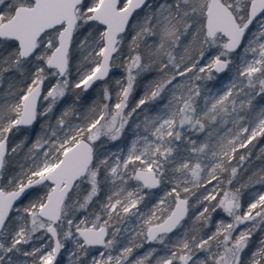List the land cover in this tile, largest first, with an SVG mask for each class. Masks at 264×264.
<instances>
[{
  "label": "snow or ice",
  "instance_id": "snow-or-ice-1",
  "mask_svg": "<svg viewBox=\"0 0 264 264\" xmlns=\"http://www.w3.org/2000/svg\"><path fill=\"white\" fill-rule=\"evenodd\" d=\"M0 89V264H264V0H0Z\"/></svg>",
  "mask_w": 264,
  "mask_h": 264
},
{
  "label": "trees",
  "instance_id": "trees-1",
  "mask_svg": "<svg viewBox=\"0 0 264 264\" xmlns=\"http://www.w3.org/2000/svg\"><path fill=\"white\" fill-rule=\"evenodd\" d=\"M123 72V69H118L116 70V74L117 76H119L121 73ZM6 86V85H5ZM3 89H0V92H2ZM139 91V89H138ZM93 93V90H89V93H86L85 94V97L91 101L92 98H94L96 96V94H92ZM135 101V94L133 96V98L130 100V104L131 103H134ZM258 103H259V99H258ZM38 125L34 126V128H36V130L38 131ZM129 132L127 130V132L125 133V136L123 137L125 140L129 137ZM31 138V137H30ZM249 148L251 149V156L248 158V160L245 161V167L247 169V171H244L243 169L241 170V173L239 174L241 180L243 181V178H246L247 175H249L253 170H260V169H264V153L261 152V149H264V138H257L256 141L253 142V145H249ZM242 152H246L247 150L246 149H243L241 150ZM17 159H14L12 162H11V167L12 169H16L17 167ZM233 163H235V161H233ZM215 183V182H213ZM163 186V185H162ZM260 187V185H257L255 186L254 188H248L246 191H245V195L243 197V203H247L251 196H250V193L252 191H254L256 189V187ZM209 188L212 187V185H208ZM160 188L158 189H152L150 190V192H156L158 191ZM147 193H150L148 192L147 190H145ZM200 191H203V189H200L198 192H197V195H199V192ZM196 200V197H192V200H190L191 204ZM202 207V206H200ZM200 207H197L194 212H198L200 210ZM193 212V213H194ZM190 215H193V214H189V217ZM222 217V214L221 212H217V213H214L213 216H212V223H213V227L216 223V219ZM209 230H213V229H209ZM181 230L180 229H177L174 233H171L170 235L173 236V239L176 238L177 234L180 232ZM207 233V229H203L201 231V234H206ZM257 239V238H256ZM255 239V240H256Z\"/></svg>",
  "mask_w": 264,
  "mask_h": 264
},
{
  "label": "rangeland",
  "instance_id": "rangeland-1",
  "mask_svg": "<svg viewBox=\"0 0 264 264\" xmlns=\"http://www.w3.org/2000/svg\"><path fill=\"white\" fill-rule=\"evenodd\" d=\"M201 63L203 64L204 63V61H201ZM189 75H191V74H189ZM229 75H231V73H228V74H225V73H220V74H215L214 73V76H215V79H213L212 81H208L207 83H208V86L210 87V88H212L214 91L217 89V87H222L223 86V84L225 83V82H227V79H228V76ZM92 94H97L96 93V91H93V93ZM126 132H127V129H126ZM125 132V133H126ZM129 143V140H128V138L125 140L124 138H122L120 141H117V142H115V145H113V144H109L108 145V147H110V148H113V149H115L116 147H124V146H126L127 144ZM167 190V188L163 185V186H161V188L158 190V191H156V192H150V190H147L148 192H150V193H147L146 191L144 192V194H145V201L140 205V209H141V211H143V212H147V211H149L150 210V208L153 206V203L154 202H156V201H158V199L160 198V197H162L163 195H164V192ZM261 190H264V187H262V186H258V187H256V189L254 190V191H252L251 193H250V196L252 195V194H254V193H257V192H259V191H261ZM102 195H103V193H102ZM243 202V201H242ZM197 207H195V208H190V212L189 213H191V214H193V212H194V210L196 209ZM222 214V217L224 216V214L223 213H221ZM192 215H190V217H191ZM222 217H220V218H222ZM220 218H218V219H220ZM218 219H216V221L218 220ZM241 227H243V226H241ZM211 230H209V229H207V233L208 232H210ZM37 235H39V234H37ZM260 234L259 233H257L256 234V236L255 237H253V240L255 241V239L259 236ZM171 236V235H170ZM172 238H173V236H171ZM177 237V236H176ZM36 246H39V244L40 243H42V241H34L33 242ZM26 247H30V246H26ZM150 247H155V248H157V249H163V246L162 245H158V244H155V243H153V244H151V245H149V244H145L144 245V247L143 248H140L135 254L136 255H142L145 251H147ZM67 249H68V251H71L72 249H73V245L71 244V242H69L68 244H67ZM68 251H65V250H62V252H61V255H60V257H59V259H58V264H70V261L68 260ZM30 259V258H29Z\"/></svg>",
  "mask_w": 264,
  "mask_h": 264
},
{
  "label": "flooded vegetation",
  "instance_id": "flooded-vegetation-1",
  "mask_svg": "<svg viewBox=\"0 0 264 264\" xmlns=\"http://www.w3.org/2000/svg\"><path fill=\"white\" fill-rule=\"evenodd\" d=\"M60 255H61V254H60ZM60 255H59V257H60ZM59 257L57 258V262H58Z\"/></svg>",
  "mask_w": 264,
  "mask_h": 264
},
{
  "label": "water",
  "instance_id": "water-1",
  "mask_svg": "<svg viewBox=\"0 0 264 264\" xmlns=\"http://www.w3.org/2000/svg\"><path fill=\"white\" fill-rule=\"evenodd\" d=\"M190 204H191V202H190ZM189 212H190V211H189ZM189 214H190V213H189ZM58 257H59V256H58ZM58 257H57V258H58Z\"/></svg>",
  "mask_w": 264,
  "mask_h": 264
}]
</instances>
